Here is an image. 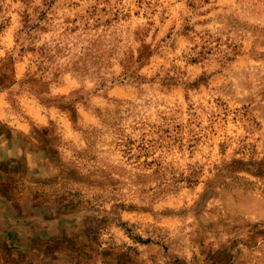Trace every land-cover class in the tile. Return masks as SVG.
<instances>
[{
	"label": "rangeland",
	"instance_id": "374dc122",
	"mask_svg": "<svg viewBox=\"0 0 264 264\" xmlns=\"http://www.w3.org/2000/svg\"><path fill=\"white\" fill-rule=\"evenodd\" d=\"M0 264H264V0H0Z\"/></svg>",
	"mask_w": 264,
	"mask_h": 264
},
{
	"label": "trees",
	"instance_id": "16d2710c",
	"mask_svg": "<svg viewBox=\"0 0 264 264\" xmlns=\"http://www.w3.org/2000/svg\"><path fill=\"white\" fill-rule=\"evenodd\" d=\"M259 176H260V177H262V176H263L262 172H259Z\"/></svg>",
	"mask_w": 264,
	"mask_h": 264
}]
</instances>
